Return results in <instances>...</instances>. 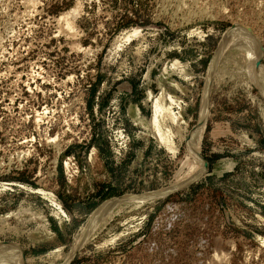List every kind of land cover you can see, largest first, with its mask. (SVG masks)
<instances>
[{
    "label": "rangeland",
    "instance_id": "obj_1",
    "mask_svg": "<svg viewBox=\"0 0 264 264\" xmlns=\"http://www.w3.org/2000/svg\"><path fill=\"white\" fill-rule=\"evenodd\" d=\"M237 22L264 47V0H0V243L25 264H62L99 206L133 196L70 264H264L259 89L216 82L206 172L137 198L197 170L177 128L201 121L209 64ZM157 98L179 116L161 118L176 152L154 130Z\"/></svg>",
    "mask_w": 264,
    "mask_h": 264
},
{
    "label": "bare ground",
    "instance_id": "obj_2",
    "mask_svg": "<svg viewBox=\"0 0 264 264\" xmlns=\"http://www.w3.org/2000/svg\"><path fill=\"white\" fill-rule=\"evenodd\" d=\"M78 13L79 9H74L73 11L63 14L64 20L67 21L68 28L74 26V19ZM256 32L251 27L238 22L225 32L219 43V47L209 64L205 90L203 89L202 92L200 110V119H202L200 122L197 121L199 123L193 127L190 135L183 133L182 131L184 129L182 130V128L178 127V130L177 128L178 134L180 135H178L180 137L179 141L185 140L190 155L194 158V161L199 164L197 170L194 171L187 180L185 179L179 183L172 184L166 189L139 195L137 198H152L154 200L165 197L182 186L193 182L206 172L207 166L205 164L206 160L201 154V142L210 114L211 89L214 87L216 82H219V80H223L224 82L227 80L232 81L237 87L242 88L247 93V95L252 98L254 97L252 90L253 88H257L264 96V64L262 63V58H259L258 54H256V52L259 53V51L264 53V47H262V39H260L262 37H260ZM176 63L177 64L175 67L182 69L180 63ZM161 100L157 98V100L154 102L155 107L152 118L154 130L156 129L157 131H155L158 132L159 138L167 142V144L170 145L176 152L179 144L178 143L176 145L173 139V135L175 136L176 134L175 132L174 134L172 133V129L164 133L162 130L161 121L162 119L167 121V118H170L174 125L177 124V126H180L179 116L174 113L170 106L165 107ZM129 197L131 198L133 196L116 197L104 202L103 205L99 206L92 213L84 229L81 230L82 232L80 233H82V236L79 235L80 238L78 237L79 239L77 238L74 241V244L72 243V249L69 251L70 253L66 255V259L64 258L65 261L62 264H70L78 250L85 243V241H87L95 225H98L100 222L105 220L108 215H112L114 213L113 208L122 203L120 200H124ZM220 255L221 254L219 253L218 257ZM25 262V254L19 245L14 242L0 243V264H25Z\"/></svg>",
    "mask_w": 264,
    "mask_h": 264
},
{
    "label": "water",
    "instance_id": "obj_3",
    "mask_svg": "<svg viewBox=\"0 0 264 264\" xmlns=\"http://www.w3.org/2000/svg\"><path fill=\"white\" fill-rule=\"evenodd\" d=\"M205 164H206V166H208V163L207 162Z\"/></svg>",
    "mask_w": 264,
    "mask_h": 264
},
{
    "label": "flooded vegetation",
    "instance_id": "obj_4",
    "mask_svg": "<svg viewBox=\"0 0 264 264\" xmlns=\"http://www.w3.org/2000/svg\"><path fill=\"white\" fill-rule=\"evenodd\" d=\"M154 115V114H153ZM153 118V117H152Z\"/></svg>",
    "mask_w": 264,
    "mask_h": 264
}]
</instances>
